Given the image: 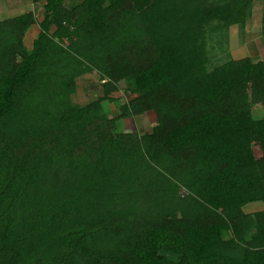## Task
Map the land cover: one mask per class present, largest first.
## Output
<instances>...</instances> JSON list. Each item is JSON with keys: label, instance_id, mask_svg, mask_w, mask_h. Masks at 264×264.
Returning a JSON list of instances; mask_svg holds the SVG:
<instances>
[{"label": "trees", "instance_id": "16d2710c", "mask_svg": "<svg viewBox=\"0 0 264 264\" xmlns=\"http://www.w3.org/2000/svg\"><path fill=\"white\" fill-rule=\"evenodd\" d=\"M70 1L43 0L30 51L34 14L0 21V264H264V212L242 211L264 202V63L208 72L203 38L252 0ZM90 72L103 96L75 107ZM120 83L149 134L101 113Z\"/></svg>", "mask_w": 264, "mask_h": 264}, {"label": "rangeland", "instance_id": "374dc122", "mask_svg": "<svg viewBox=\"0 0 264 264\" xmlns=\"http://www.w3.org/2000/svg\"><path fill=\"white\" fill-rule=\"evenodd\" d=\"M78 2L79 0H73L66 2L65 5L71 7ZM16 5L23 7V12H32L36 19L35 25L39 26L44 16L43 0H0V9ZM5 16L0 15V18ZM35 28L39 30V27L35 26ZM263 37L264 0H252L249 14L243 24L224 28L223 24L214 22L205 28L203 37L207 59L205 69L209 72L224 63L246 57H250L255 62L264 59L260 47ZM27 40L30 41V38ZM102 83L96 72L79 77L76 80V91L70 96L71 104L75 107H84L100 99L103 96ZM118 87V91L111 95L113 101L102 103L101 113L109 119L116 120V133H135L139 136L149 134L156 125L155 114L149 111L139 116H122L121 108L135 95L130 92L128 84L120 83ZM252 116L255 119H263L264 109L260 105H253ZM252 151L256 159L261 157L257 145H252ZM179 193L181 196L186 194L183 189H180Z\"/></svg>", "mask_w": 264, "mask_h": 264}, {"label": "crops", "instance_id": "0c3cea01", "mask_svg": "<svg viewBox=\"0 0 264 264\" xmlns=\"http://www.w3.org/2000/svg\"><path fill=\"white\" fill-rule=\"evenodd\" d=\"M22 10H23V7H20L18 5L9 6V7L5 6L4 8L0 9V15L1 16L6 15V16H5V18H0V21L6 20V19H11V18L20 16L22 14H25L26 12H23ZM35 26L39 27L37 24L33 25L24 34V40L23 41H24V45L28 51L32 49V45H33L32 43L36 39V37L39 33V30L37 28H35ZM27 38H30L31 42L29 40H27ZM260 47H261V51H262L263 56H264V37H263V42L260 44ZM246 58H250V57H246ZM260 61L264 63V59H262ZM263 119H264V117H263ZM242 211L244 214L250 215V216H253L254 214L259 213V212H264V202L257 201V202H252V203L246 204L245 206L242 207Z\"/></svg>", "mask_w": 264, "mask_h": 264}]
</instances>
